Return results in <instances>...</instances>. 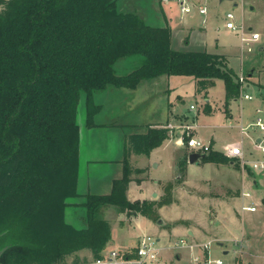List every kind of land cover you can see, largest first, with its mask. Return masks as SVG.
Returning <instances> with one entry per match:
<instances>
[{"label":"trees","instance_id":"1","mask_svg":"<svg viewBox=\"0 0 264 264\" xmlns=\"http://www.w3.org/2000/svg\"><path fill=\"white\" fill-rule=\"evenodd\" d=\"M135 3L0 0V250L7 246L0 264H67L72 255L79 264L87 262L77 254L83 249L102 259L112 238L111 223L101 216L104 207L158 219L157 202L128 199L135 171L130 157L149 156L170 138L168 127L149 125L128 136L123 173L109 193L78 191V112L83 104L85 126H98L97 92L136 89L161 76H190L203 85L223 80L227 110L240 97L239 75L225 55L174 49L164 8L165 24L152 25ZM134 55L142 57L140 65L117 74L118 60ZM204 111H210L209 103ZM188 156L179 158L181 170ZM230 160L214 149L202 157L203 162ZM171 189L160 204L172 200ZM78 196L84 200L73 205L84 209L86 221L80 230L66 222V210L73 206L68 199Z\"/></svg>","mask_w":264,"mask_h":264},{"label":"rangeland","instance_id":"2","mask_svg":"<svg viewBox=\"0 0 264 264\" xmlns=\"http://www.w3.org/2000/svg\"><path fill=\"white\" fill-rule=\"evenodd\" d=\"M203 3L208 7V34L206 35V48L208 51L219 52L220 48L215 46L216 38H219L220 45L225 46L224 51L230 54L232 57L231 63L235 69L239 72L240 70V59L237 56L235 47L232 46L233 41V32L223 28V24L226 21V14L228 12H233L236 16V21L244 19L246 24L252 25L254 29L262 34V39H264V0H202ZM173 3V2H172ZM163 3L162 7L159 5V0H136V8L141 9L143 15L146 17L147 21L152 25H163L165 24L164 18L161 14V8L165 9L168 17H171V22L168 20V23L175 24L176 21L181 17V13L178 11V6L176 3ZM237 5V7L235 6ZM196 17V16H195ZM212 21H216L218 26L210 25ZM201 24V18L195 19V23ZM219 27V28H218ZM218 29V30H217ZM217 34V35H216ZM173 39V34H172ZM234 42V41H233ZM248 52L250 56V64L255 67V70L260 74L261 83L264 84V51H259L257 48L252 52L243 51V53ZM142 57L140 55H134L129 57H124L118 60L115 65L116 72L119 75H124L141 63ZM250 65H246V68L243 70V75L248 76ZM255 79L252 81V85L247 90L246 84L241 86V95L242 98L238 99L233 103L232 112L234 118H226L223 109V102L225 100V85L223 80H216L209 88L202 83H199L198 80H195L194 77L190 76H161L155 79L143 81L139 87L136 89L129 88H112L110 87L106 91H100L96 93L95 99L102 105V111L97 116V127L87 128L85 126V110L83 104L79 107L78 112V124L80 125V135H81V145H80V154L82 157V167L79 176H81L78 191L80 194H85L87 191L91 192H101L105 193L111 187V181L113 177L120 175V166L121 160L123 158L124 150L128 144V136L132 133L145 132L149 125L157 127H168L169 123L166 121H161L163 113L166 107L169 106L168 98L169 94L167 92L168 81L171 84H174V87L177 92L181 93L184 96V101L180 105V111L187 113L190 118H180L178 120L179 128L173 127L172 130L169 128V134L171 139H175L177 136L181 137L183 144V151L180 154V151H174V145L171 148H168L164 151V165L159 169L158 175L166 176L170 175V169L168 163L172 157V154L176 156V161L180 157H183L190 151L187 141L190 136L194 135V129L191 131V135L188 136L183 130L182 126L190 124L197 120V123L201 126L197 128L196 137L201 138L205 143L212 142V137L216 140V148L225 150L234 142L242 143L245 139V145H250L252 143L253 147L247 146L246 150L249 153H245V159L249 158L254 160L256 158H263L264 154L256 150L254 145L256 144L252 137V133H260V128L253 125L258 119L264 121V90L261 88L260 83ZM246 79V83H247ZM250 81V82H251ZM258 86L256 87L255 85ZM207 87V88H206ZM264 87V86H263ZM207 89V90H204ZM244 93H249L252 96V99H245L243 97ZM206 94V96H205ZM261 96V98H260ZM210 100V104H213L216 107L213 113L209 114L204 111L203 107L205 100L207 98ZM194 105L195 108L191 109L190 106ZM250 125L247 130H242V127L245 125ZM263 134V132H261ZM251 136V137H250ZM257 136V135H256ZM255 137V136H254ZM187 139V141L185 140ZM242 140V142H241ZM176 147V146H175ZM177 148V147H176ZM90 156V159L94 160L96 167L95 172H91L89 177L85 174V161ZM146 155H143L141 159L144 163ZM116 159L118 161H116ZM89 160V159H88ZM107 162H106V161ZM113 160L112 162H108ZM235 163L232 165L238 174L241 175L239 181L236 183V179H233L235 182L233 185L229 186L219 185L216 183L211 184L206 182L204 188L210 193L217 194L219 197H229L228 199H233L234 202L229 201L227 209L222 211L224 215H230L237 218L241 227V230L237 228L231 229L228 228L229 225L218 226L219 229H227L224 232L230 234L231 238H235L231 241H226L225 244H228V254H222L225 264L230 262L234 264H264V170L258 171L252 169L249 165L244 164L239 158H234ZM248 160V159H247ZM140 162V157H136V160H132V155L130 157L131 166L135 171L131 175V181L137 180L140 181L142 177H146V170L136 171L138 168V163ZM203 162V161H202ZM201 162V163H202ZM188 164L189 157L186 159L185 170H181L176 164V172L178 177L173 181L167 182L164 184L165 195L160 198L157 202V205H160L161 201L167 197L166 188L168 186H175V184H184L188 179ZM136 165V167H135ZM123 166V164H122ZM191 170H194L192 173L194 176L199 177L200 175H215L216 169L213 165H205L203 168L193 167ZM102 171V172H101ZM81 173V174H80ZM86 175V176H85ZM246 176L245 183L243 182L244 177ZM97 177V179L95 178ZM196 177V178H197ZM256 181V183H255ZM89 186V188H88ZM199 186L192 184L188 189L190 191L195 190ZM249 188L253 196L247 198L248 203H253L256 205L257 209L254 212H239V202L243 197V190ZM171 189V193H172ZM248 191V190H247ZM248 199L251 201H248ZM84 200L83 197H71L68 199L70 204H79ZM239 200V201H238ZM172 201V200H171ZM170 201V202H171ZM238 201V202H237ZM241 208V206H240ZM121 212L116 206H108L101 209V216L113 224V234L114 236H119V233L122 232V239L127 235V232L132 234L133 232H140V227L136 226V223L131 227L121 231L118 227L121 224L119 220V215ZM127 214V213H126ZM132 214V213H128ZM158 215V214H157ZM160 215H158V218ZM66 222L75 227V229H83L86 227V221L84 219V209L80 206H70L66 210ZM120 222V223H119ZM136 226V228H134ZM229 229V230H228ZM225 237V235H222ZM130 245H133L132 240L129 242ZM107 246V245H106ZM214 248L218 250H224L222 246H219L218 243H214ZM88 249H83L77 254L81 257H85V254H88ZM132 256L135 251H132ZM83 254V255H82ZM121 256V254H120ZM257 257V259H255ZM104 258V257H103ZM102 258V259H103ZM120 259L125 260L123 257ZM134 259V258H132ZM92 264L97 260L94 259L93 255L90 256ZM74 256H70L67 259V264H74ZM90 262V261H89ZM107 261H104L103 264H106ZM85 264V263H83ZM108 264V263H107Z\"/></svg>","mask_w":264,"mask_h":264},{"label":"crops","instance_id":"3","mask_svg":"<svg viewBox=\"0 0 264 264\" xmlns=\"http://www.w3.org/2000/svg\"><path fill=\"white\" fill-rule=\"evenodd\" d=\"M195 2L198 4H204L202 0H195ZM235 6L237 7V5ZM199 17L201 18V24H199L198 22L195 23V19H199ZM167 19L168 20L170 19L169 21L171 22V17L169 18L168 15H167ZM204 19H205V22H204ZM208 19H209L208 14L205 16L200 15L197 12L196 8H194L189 14L179 17V19L176 21L174 25L171 24L172 34H173V39H172L173 48L177 50H186V51H208L206 48L207 44H206V39H205L206 35L209 33L208 26H206L208 24ZM236 22L244 23L248 31H256L252 25L246 24V22H244V19H241L240 21H236ZM225 23L223 24V28H225L228 31L233 32L234 42L232 41L231 47L233 46L235 47L237 56H239L241 72L237 71L235 67L232 65L231 63L232 56L224 51L225 46L223 45V43L222 45H220L219 38L215 39L216 41L215 46L217 48H220V51L219 52L208 51V52L225 55L226 58L228 59L229 66L238 75L243 74V70L244 68H246V65H250L252 68L247 74L248 75L247 80L249 81L245 83L247 90H249V88L252 85V81H254L255 79H257L256 81L260 83L261 88H263L262 90H264V87H263L264 84L261 83V79L259 77L260 74H258V71L255 70V67L252 66V64H250L251 60L249 59L250 58V56L248 55L249 53L248 52L243 53V51H248V50L243 48V45L240 40V34L236 31L226 28ZM216 24H217L216 21L214 22L212 21V23H210L211 26L212 25L218 26ZM255 48H257V50L259 49V51H264V39H262L261 33H260V39L253 44L252 52L255 50ZM215 81L216 80H214V82ZM212 84L213 83H209V84H206V86L209 88V86H211ZM255 86L257 87L258 85L256 84ZM204 90H207V89H204ZM167 92L169 94V98H168L169 106L166 107L163 113V117L160 119V122L166 121L167 123L172 124L173 126H178L179 125L178 120L180 118H187V119L190 118L191 119V117L187 113L180 111L179 104L182 101H184V96L181 93L177 92L174 87V84H171L169 81H168ZM239 98L241 99L242 95H240ZM239 98L233 99L229 105V109L227 110L225 107V101H226V97H225V100L223 102V109H224V114L226 118H234L232 107H233V103L236 102ZM205 101L209 103L210 105V111L207 113L209 114L213 113L214 110H216V107H214L213 104H210V100L208 98ZM204 108H205V105L203 109ZM191 120H193V118ZM195 124H196V127L193 131H194V135H197V128L201 126L197 123V120H195ZM249 126L250 125L248 124L243 127L248 128ZM260 135H261V132L260 133L256 132L254 133V135L252 133V137L254 140L259 139ZM181 140H182L181 137H178V136L175 139H171V140H169V138L166 139L161 146L152 150L149 156H144L145 157L143 161L144 163H142L141 161V159H143V155H136V154L132 155L133 161L136 160V157H140L138 168L145 169L147 175L146 177H142L140 181H137V180L130 181L129 188L127 191V196L130 201L139 200V201L158 202L160 198L165 195V191L163 187L164 184L167 182L173 181L174 178L176 179L178 177L177 172H176V164L178 161H176L177 160L176 156L172 154V157L168 163L169 164L168 167L171 171L170 175L160 176L158 175L159 169H161V167L164 165L163 163L164 155L163 154H164V151L167 150L168 148H171L172 145H174L173 152L175 153L176 151L179 150L181 154L184 149ZM211 141L212 142L210 143H211L212 149L226 154V149L229 146L225 150H221L215 147L217 143H216V140L214 139V136L212 137ZM238 143L239 142H234L231 145L238 144ZM245 143L246 141L244 139V141L242 142V145L244 148V152L248 153L246 150V147L247 146L253 147L252 146L253 144L250 143V145L248 144L245 145ZM192 152L193 151L190 149V151L188 152V155H190V153ZM86 158H87V162L85 161V164H84V167L86 166L85 174L89 177L91 172L93 171L95 172L94 169H96V167H93L95 166V163H94V160L90 159V156ZM230 158L232 160H230V162L228 163L202 162V158L198 159L194 163L189 162L188 168H187L189 177L184 183L187 185L175 184V186L172 189V194H171L172 201L169 203H162L156 206V212L158 215H160V217L157 220L144 216L141 213H137V212H132V214L121 213V215H119V220L121 221L122 225H119L120 226L118 227L119 229L121 228L122 230L126 229L127 231H129L128 227H131L132 225L136 223V226L140 227L141 230L138 233L133 232L132 234L127 232L126 237L122 239L121 237V235H123L122 232L119 233V236H114L113 234L114 226L112 224V238L108 242L106 248L103 250L102 258L103 257H104L103 259L108 258L112 251H118L121 254V257H123L125 260L121 259L118 262H107V263L108 264H129L126 261L127 259L137 258V248H138L141 238L144 235H151V236H154L158 240V245L161 248V253H160V260L158 263H147V264H203L201 260L207 256H210L212 259H222L223 260V257L221 255L229 253L228 251L229 245L225 244L226 241H231L235 238H231L229 233L224 232L227 229H219L217 225L223 226L224 228L226 227V225H229L228 228L230 227L231 229L237 228L238 231L241 230L239 228L241 227V225L239 224V221H237V218L232 217L230 215L226 216L222 212L223 210L225 211L227 209L226 205L228 204V202L229 201L234 202V200L231 198L228 199L229 197H219L217 196V194H214L211 191L209 193L208 191L205 190L204 186L206 182L208 181L212 185L213 184L216 185L217 183L219 185H225V186H229L228 183L230 181H233V179H236V183L237 181H239L241 175L238 174L237 171L235 173L236 169H234L232 166L235 163V160L233 157H230ZM247 159L250 160L249 158ZM112 161L113 160H109L108 162H112ZM116 161L118 160L116 159ZM205 165H213L216 169L215 170L216 174L212 176L200 175L199 177H197L196 175L194 176L192 174L194 172V170H191L193 167L203 168ZM81 167H82V157L80 154V172H81ZM119 168H120L119 169L120 175L112 178V181L110 182L111 187L105 193H109L111 191L113 180L120 178L122 176V173H123L122 163ZM79 177L81 179V176ZM243 177H244L243 182L245 183L246 176L244 175ZM95 178L97 179V177ZM80 179H79V182H80ZM233 183L230 182V185H233ZM192 184H195L199 187L195 188V190L190 191V189H188V186L190 187V185ZM247 190L251 191L249 188H245L243 192ZM87 192H91V191L89 190ZM97 193H101V192H97ZM245 199L247 198L244 196L240 199L239 212L246 213L242 211L240 208V206H242L243 203L245 204L248 203L247 200ZM248 201L250 200L248 199ZM159 220H161L162 222L159 223ZM136 226H134V228H136ZM222 235H225V237ZM182 238H186L189 242H195V243H205L210 240H215V242L211 244V247L208 250L202 247L194 248V249L187 248V247L174 248L173 247L174 242ZM131 240L133 242V245L129 244ZM214 243H218V245L222 246L224 250L220 251L218 249H215ZM87 251L89 252L88 254H85V257H84V258H87V262H81L79 264L91 263L90 256H92L93 254L90 250H87ZM132 251H135L134 254H136V256L135 255L132 256L133 254ZM196 256L200 257L199 263L194 262V258ZM81 258L83 259V257ZM255 259H257V257ZM103 263L104 262L97 263L95 261L92 264H103ZM223 264H225L224 260H223ZM229 264H234V262L233 263L230 262Z\"/></svg>","mask_w":264,"mask_h":264},{"label":"built area","instance_id":"4","mask_svg":"<svg viewBox=\"0 0 264 264\" xmlns=\"http://www.w3.org/2000/svg\"><path fill=\"white\" fill-rule=\"evenodd\" d=\"M162 3H176L178 6V10L181 13V16H185L189 14L194 8H196L197 12L200 15H207L208 14V8L205 4H198L195 2V0H161ZM205 22V19H204ZM226 28L231 29L233 31H236L240 34V40L243 45V48H245L248 51L253 50V44L257 42L260 39V33L256 31H248L244 23H237L236 22V16L233 12H228L226 14ZM239 81L241 82V86L246 83L245 76L243 74L239 75ZM245 99H252V96L249 93H244ZM191 109L195 108L194 105L190 106ZM253 125L260 128L261 135L259 136V139L255 141V149L260 151L264 154V122L259 117ZM178 126H173L172 124H169L168 127L170 130L175 128H179ZM184 128V132L190 136L191 131L195 129L196 124L195 122L186 124L182 126ZM247 127H242V130H246ZM182 141V140H181ZM183 142V141H182ZM188 147L193 151L200 154H203L205 152H209L212 149L211 143H205L201 140V138L196 137L195 135L190 136L188 142ZM226 155L233 158H239L244 164L249 165L252 169L262 171L264 170V157L258 158L254 160H247L245 159V152L242 143L233 144L229 146L226 149ZM264 156V155H263ZM243 196L246 198H251L253 196L251 191H245L243 192ZM257 207L253 203H243L241 206V210L244 212H254L256 211ZM215 242V240H210L205 243H195V242H189L186 238H182L178 241H175L173 244L174 248L179 247H187V248H199L202 247L206 250H208L211 247V244ZM160 253L161 248L158 245V240L151 235H144L138 245L137 248V258L135 259H127L126 261L129 264H147V263H158L160 260ZM120 253L118 251H112L110 253V256L105 259H99L97 260V263H101L104 261L107 262H118L120 259ZM203 264H223L222 259H212L210 256L204 257L202 260ZM195 263L200 262V257L196 256L194 258Z\"/></svg>","mask_w":264,"mask_h":264},{"label":"water","instance_id":"5","mask_svg":"<svg viewBox=\"0 0 264 264\" xmlns=\"http://www.w3.org/2000/svg\"><path fill=\"white\" fill-rule=\"evenodd\" d=\"M203 154H199L197 152H192L189 155V162L190 163H194L196 162L198 159L202 158ZM162 222L161 220H159V223ZM7 246H5L3 249L0 250V257L2 255V253L6 250Z\"/></svg>","mask_w":264,"mask_h":264}]
</instances>
